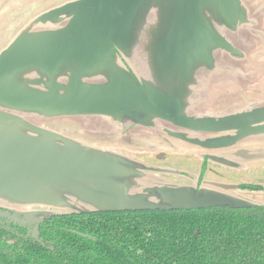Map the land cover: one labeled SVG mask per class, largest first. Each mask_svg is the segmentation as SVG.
I'll use <instances>...</instances> for the list:
<instances>
[{
	"label": "crops",
	"instance_id": "obj_1",
	"mask_svg": "<svg viewBox=\"0 0 264 264\" xmlns=\"http://www.w3.org/2000/svg\"><path fill=\"white\" fill-rule=\"evenodd\" d=\"M93 1L0 0V209L41 221L157 206L174 191L186 205H264V121L186 124L264 109V0H198L185 30L186 0H131L110 35L89 23L60 47ZM134 95L177 118L132 110ZM207 159L214 181L201 178ZM174 174L194 181L151 180Z\"/></svg>",
	"mask_w": 264,
	"mask_h": 264
},
{
	"label": "trees",
	"instance_id": "obj_2",
	"mask_svg": "<svg viewBox=\"0 0 264 264\" xmlns=\"http://www.w3.org/2000/svg\"><path fill=\"white\" fill-rule=\"evenodd\" d=\"M197 1L186 0L183 30L197 25ZM0 264H264V205L93 210L38 224L0 219Z\"/></svg>",
	"mask_w": 264,
	"mask_h": 264
},
{
	"label": "water",
	"instance_id": "obj_3",
	"mask_svg": "<svg viewBox=\"0 0 264 264\" xmlns=\"http://www.w3.org/2000/svg\"><path fill=\"white\" fill-rule=\"evenodd\" d=\"M185 6H186V2H185ZM101 10H103V9H101ZM184 11H185V7H184ZM197 11H198V1H197ZM183 17H184V14H183ZM89 23H92V22H89ZM94 24H96V23H94ZM97 25L100 26L99 24H97ZM86 27L84 25H81V27L79 26L75 30V32H73L68 38H64L62 40V43L59 44L60 47H62V48L63 47H68V45L73 41V38L75 36H77L78 34H81L83 31H85ZM129 100L133 102V103L130 102V103H132V108H133L132 110L137 109V110H142V111H145V112H152V113H156L158 115H161V116H164V117H168V118H171V119H176L177 118L176 117L177 115H176V113L174 111H172L169 108L159 104L158 102L151 101L147 97L134 95V98H131V96H130ZM263 121H264V109H261V110H258L256 112H254V113L246 114V115L240 116L238 118H235L234 120L232 119V120H229L227 122H224L223 125L216 124V123L198 124V123H191V122H188V121H186L187 122L186 124L190 125V126H198V127L201 126V127L206 128L207 130H217V129H220L221 126H224V125H228L230 127L231 126H240L241 128H245L246 129V127L248 125H250V124L263 122ZM224 143H226V142H220L218 144H224ZM168 196L172 197V198H175V197H180V194H179V192L174 191V192L168 194ZM47 203L51 204L53 207L56 206L54 202H51L49 200H48ZM191 205H193V204H187L186 206H191ZM222 205L249 206V205H241V204L240 205H236V204H231V203H226V204L225 203L224 204H194L193 206H197V207H211V206H222ZM157 207L158 208H165V207L152 205V206H147V207H131V208H124V209L157 208ZM172 208H179V207H172ZM105 210H111V209H105ZM0 217L11 219V220H17L18 219L10 211L6 212V211H3L1 209H0Z\"/></svg>",
	"mask_w": 264,
	"mask_h": 264
},
{
	"label": "rangeland",
	"instance_id": "obj_4",
	"mask_svg": "<svg viewBox=\"0 0 264 264\" xmlns=\"http://www.w3.org/2000/svg\"><path fill=\"white\" fill-rule=\"evenodd\" d=\"M95 1V0H94ZM94 1H93V3H94ZM129 0H123V1H121L120 3H117L116 5H111L110 6V8L108 7H104V9H105V11H104V9L103 10H101L100 12H98V11H95V9H92V8H87V7H85L84 9L86 10V11H88L89 13L88 14H90V15H95L96 17H98V15H99V13L100 14H102L101 16H100V20H95V23L96 24H99L100 26H103L104 28H105V33L107 34V35H110L111 34V32L113 31V28L115 27V26H113L114 24H115V21L117 20V19H119L120 18V16L122 15V14H124V12H125V6H126V4H127V2H128ZM91 6H93V4L91 3L90 4ZM101 7H103V6H101ZM81 9H83V7L81 8ZM83 9V10H84ZM113 15H112V14ZM105 14L106 15H109V14H111V15H109L108 16V18H106L105 17ZM123 16V15H122ZM116 19V20H115ZM91 21V18H89L88 19V22L87 21H84L82 24H80V27H81V25H87V23H89ZM111 27H112V29H111ZM230 95H228L227 96V101L226 102H230V97H229ZM225 98V97H224ZM225 102V103H226ZM244 102H245V104H246V102H247V99H244ZM240 103H243V101H242V99L240 100ZM239 103V104H240ZM237 105V104H236ZM224 111H226V112H231V111H236V109L234 110V109H224ZM240 111H242V110H240ZM237 112H239V111H237ZM236 113V112H235ZM208 153H210V152H208ZM208 161V162H207ZM206 162H207V164H208V170H206L205 171V173H203V176L201 177V178H203L202 180L204 181H214L215 180V174H216V172L215 171H213V173L212 174H208V172L210 171V168H211V170H213V169H217V170H221V169H219V168H217L216 167V165L214 164V163H212L209 159H207L206 160ZM210 166V167H209ZM229 168H231V167H229ZM226 169V168H225ZM211 172V171H210ZM226 173V175H230L231 173L230 172H225ZM239 173L241 174V175H246L245 174V170L244 169H240L239 170ZM175 175V174H174ZM185 175V174H184ZM184 175H175L174 176V178L171 176V175H162L160 178H158V176H154L153 178H155V179H151L153 182H159V183H161V181H163V182H165V181H169V183H172L173 185H175V186H178V187H181V185L182 186H186L187 184H189V179L187 178V177H189L190 176V178H191V180H192V176L190 175V174H188V176L186 177V176H184ZM193 176H194V174H192ZM197 176V175H196ZM201 176V175H200ZM199 176V177H200ZM206 176H207V178H206ZM198 177V178H199ZM234 177H236V175H234ZM200 178V179H201ZM224 178H227L226 176L224 177ZM230 178H232V180L234 179L233 178V175H231V177ZM229 178V179H230ZM194 179H196V177H194ZM201 180V181H202ZM231 180V179H230ZM192 181H194V180H192ZM236 181H232V184H236L235 183ZM237 183H240V185H245V186H248V185H250V183L247 181V180H243L242 179V177H240L239 178V180H238V182ZM159 201H161V203L160 204H158L157 206H165L166 205V207H168V208H172V207H179V208H189V207H197V206H193V205H191V206H186V204H182V201H183V199L182 198H179V197H175V198H172V197H163V198H160L159 199ZM101 203H103V202H95L94 201V207H102V206H99ZM165 203V204H164ZM111 207L112 208H114V207H119V206H117V205H111ZM53 209L55 210V211H58V209L56 208H54L53 207ZM92 208H89V209H87V210H91ZM61 212H66V210H59L57 213H61ZM56 213V212H55Z\"/></svg>",
	"mask_w": 264,
	"mask_h": 264
},
{
	"label": "flooded vegetation",
	"instance_id": "obj_5",
	"mask_svg": "<svg viewBox=\"0 0 264 264\" xmlns=\"http://www.w3.org/2000/svg\"><path fill=\"white\" fill-rule=\"evenodd\" d=\"M125 8H126V6H125ZM224 126H228V125H224ZM245 185H243L242 186V188L243 189H248V187H244ZM1 210H3V211H6V212H9L8 210H6V209H2L1 208ZM90 211H93V210H90ZM12 213V212H11ZM68 213H76V212H61V213H52V214H68ZM14 216H16L18 219L17 220H11V219H7V218H2V217H0V219H5V220H9V221H13V222H21V221H25L26 223L27 222H31V223H33V224H38V223H41L44 219H42L41 221H36V220H31V219H28L27 217H25V216H23V215H20V214H16V213H12ZM51 214V215H52ZM50 216V215H49ZM49 216H47V217H49ZM46 217V218H47ZM33 236H35L34 234H33Z\"/></svg>",
	"mask_w": 264,
	"mask_h": 264
}]
</instances>
